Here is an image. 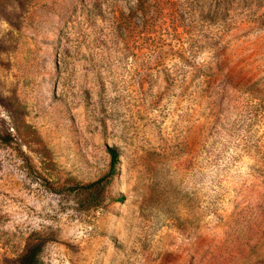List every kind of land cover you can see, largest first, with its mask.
Wrapping results in <instances>:
<instances>
[{"label":"rangeland","instance_id":"374dc122","mask_svg":"<svg viewBox=\"0 0 264 264\" xmlns=\"http://www.w3.org/2000/svg\"><path fill=\"white\" fill-rule=\"evenodd\" d=\"M27 253L264 264V0H0V264Z\"/></svg>","mask_w":264,"mask_h":264},{"label":"trees","instance_id":"16d2710c","mask_svg":"<svg viewBox=\"0 0 264 264\" xmlns=\"http://www.w3.org/2000/svg\"><path fill=\"white\" fill-rule=\"evenodd\" d=\"M108 153H109L110 158H111V165H110V172H109L107 178L112 180L117 173L116 172L117 171L116 166L119 164V152L117 149L111 148V149H108ZM99 185H100V182L93 184L91 186H88L87 190H90L93 187L99 186ZM122 200H123V198H121L119 201H122ZM35 257H36L35 254L27 253L22 259V264H32Z\"/></svg>","mask_w":264,"mask_h":264}]
</instances>
